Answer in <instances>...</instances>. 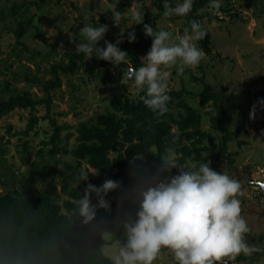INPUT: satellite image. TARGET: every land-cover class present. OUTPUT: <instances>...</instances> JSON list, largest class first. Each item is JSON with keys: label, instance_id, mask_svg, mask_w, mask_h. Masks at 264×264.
Instances as JSON below:
<instances>
[{"label": "rangeland", "instance_id": "obj_1", "mask_svg": "<svg viewBox=\"0 0 264 264\" xmlns=\"http://www.w3.org/2000/svg\"><path fill=\"white\" fill-rule=\"evenodd\" d=\"M127 2L130 5L125 8L120 26H114L111 18L113 6L118 8ZM133 2L134 0H49L40 7L30 8L28 17H33V22L26 34L18 39L15 31L22 27L21 23L25 19L20 17L22 10L17 15L13 8L22 3V0H0V104L24 93L31 94L37 100L46 97L42 85L31 79L49 81L55 78L52 72L55 64L68 65L67 54L76 53V43L84 42L80 33L84 25L108 26L107 33L97 44L98 48H104L105 41L115 43L122 29L125 32L138 25L132 17ZM136 2H141L143 22L150 20L156 26L172 32L174 36L183 35L185 28L190 30L187 16L165 18L155 0ZM182 2L183 0H178L176 4ZM212 3L213 0H209L197 13L216 15L213 20L208 17L202 20L204 29L212 38V54H206L196 69L186 68L183 74H178L175 68L170 69L168 87L178 90L186 88L189 93H184V97L192 107L200 111L202 129L210 132L217 144L225 135L215 129L217 123L213 118L218 114L217 107L213 100L205 104L202 101L207 91L221 97L220 105L227 110L223 122L232 135L228 142V152L236 154L233 163L224 160L223 156L224 162L220 167L223 173L241 184L243 195L238 197L241 201V214L251 229L246 235L247 242L263 248L264 239L261 240L260 237L264 233V190L256 182L264 183V103H261L264 97L257 96L264 90V0H220L218 10L211 7ZM194 4L195 0L193 6ZM197 44L200 47V41ZM92 55L77 74L62 76L61 89L52 94L51 115L59 124L70 126L69 131L75 133L71 147L77 144L78 125L93 122L98 115L108 112L115 96L136 99L142 93L136 91L132 81H129L127 87L120 83L124 72L131 66H126L125 63L102 69L97 53L94 51ZM46 113V107L39 106L34 114L43 117ZM29 120V110L21 109L0 120V136L3 137L0 145V193H14L15 190L23 192L33 185L35 195L50 193L62 203L68 197L61 192L60 172L66 171L70 175L72 172L66 169L64 163L70 162L75 166L76 160L63 155L51 159L47 153L39 156L40 149L48 151L51 148V145L44 146L42 142L50 139L52 128L48 120H40L36 129L38 131L34 130L26 137L22 131L28 126ZM243 128L245 131L242 132ZM173 132H177L176 127ZM27 141L29 149L25 152L24 144ZM206 143L210 144L209 140ZM2 148L5 153L1 151ZM110 154L115 155L112 152ZM45 166L52 167L43 177L41 170ZM84 166L86 163L83 162L78 171H83ZM96 173L90 169L86 183L78 175L77 179L80 181L71 185L85 188L87 183H91L98 187L100 182L111 179L102 177L99 173L93 175ZM127 190L121 185L119 190L106 196L114 206L111 207V212L103 211L100 214L104 226L99 225L97 218L92 221L98 224L103 234L102 247L112 239L104 235L106 232L112 233L109 224L114 223L119 227V218L127 212L118 207L120 198ZM64 212L84 223L72 211ZM234 262L235 260H227V264ZM156 264L176 262L172 254L165 250Z\"/></svg>", "mask_w": 264, "mask_h": 264}, {"label": "trees", "instance_id": "obj_2", "mask_svg": "<svg viewBox=\"0 0 264 264\" xmlns=\"http://www.w3.org/2000/svg\"><path fill=\"white\" fill-rule=\"evenodd\" d=\"M48 1L22 0V3L14 6L15 14L18 15V11L22 10L20 17L25 19L21 23L22 27L15 31L18 39L26 34L33 22V17H28L30 8L40 7ZM176 1L178 0H155V4L164 12L165 2L174 7ZM208 1L195 0L193 9L187 18L190 21H199L202 27L203 18L215 19L216 15L212 13L197 14ZM129 5V2L121 4L117 11L123 15L125 8ZM144 24L152 26L156 31L163 29L152 21L145 20L143 24H138L125 31L123 37L121 35L118 37L122 39L118 47L127 52L126 66H131V68L141 66V57L147 54L152 44L151 38L144 34ZM132 32L135 33V41L130 43L128 37ZM211 45L212 38L207 33L205 38L200 40V47L207 55H211ZM67 56L68 65L55 64L53 66L54 79L46 82L31 79L34 83L42 85L46 97L37 100L31 94L24 93L0 104V120L18 109L29 110L30 120L26 129L22 131L26 137L34 130L38 131L36 129L40 120L49 121L52 135L42 144L51 145V148L48 151L40 149L39 156L47 153L51 159L63 155L71 156L76 160L75 166L70 162L64 163L66 169L72 172L70 175L66 171L60 172L61 192L68 197L62 203L50 193L35 195L33 185L23 192L15 190L14 193H0V264H110L101 254L103 234L98 224L80 223L64 212V210H70L75 215H79L72 201L82 197L85 188L72 186L71 183L80 181L77 179L81 173L78 169L81 168L83 162L86 163L83 167L84 172L89 174L90 169H93L102 177H110L121 182L126 189L132 187L137 176H151L160 168L159 157L165 153L166 148L175 149L179 165H184L186 162L195 163L197 166L200 163H210L214 171L223 173L220 167L223 164L222 157L224 156L226 161L234 162L236 153L228 152V142L232 139V135L223 122L227 110L220 105L221 97L207 91L202 101L205 104L213 100L217 107L218 114L215 119L213 118L217 123L215 129L225 133L217 144L212 134L202 129L200 111L192 107L184 97V93H189L186 88L178 90L168 87L167 94L171 99L167 104L168 111L163 116L154 114L143 104L140 97L145 95L144 92L136 99L129 97L122 99L115 96L108 112L98 115L93 122H83L78 125L76 128L77 144L71 147L75 133L69 131L70 126L59 124L57 119L51 115L53 111L52 94L55 90L61 89L62 76L70 77L77 74L86 66L88 57L83 53H68ZM110 65L113 64L100 60L102 69ZM104 77H107V74H104ZM193 79L201 80L194 77ZM257 96L264 97V90L260 91ZM39 106H45L47 109L43 117L34 114ZM174 127L177 128V132H173ZM241 130L245 131L244 128ZM64 131H67L65 135H63ZM2 140L3 137L0 136V145H2ZM207 140L210 144L206 143ZM24 148L27 152L28 141L25 142ZM1 151L6 152L4 148ZM111 152L115 155L111 156ZM51 167H43L41 175L44 177ZM177 174L175 169L170 173V175ZM82 182L86 183V181ZM0 183H2L1 178ZM102 183L103 181L99 186ZM105 199L110 202L111 207L114 206L110 198L105 197ZM91 202L93 205L97 203L95 194L92 195ZM132 207L131 204L126 203L119 209L129 210ZM103 211L98 209L96 214L101 226H104L100 219ZM81 219L83 220L82 217ZM109 226L113 234L112 239L119 238L122 231L118 225L112 223ZM260 239H264V235ZM263 255L264 251L256 252L251 256L241 254L237 257L236 263L263 264L260 258Z\"/></svg>", "mask_w": 264, "mask_h": 264}, {"label": "clouds", "instance_id": "obj_3", "mask_svg": "<svg viewBox=\"0 0 264 264\" xmlns=\"http://www.w3.org/2000/svg\"><path fill=\"white\" fill-rule=\"evenodd\" d=\"M220 6V0H213L212 8L218 10ZM163 7L165 18L185 17L192 11L193 0H183L174 7L165 2ZM116 8L114 5L111 18L114 26L119 27L122 14ZM132 17L135 24H143L141 2L132 3ZM107 31L104 24L84 25L80 30L84 42L76 43V53L91 59L95 51L100 60L114 66L125 64L128 54L118 47L122 39L115 44L105 41L104 48L97 47ZM143 31L151 38V47L141 57V66L127 68L120 83L127 87L132 81L138 93H145L140 97L143 104L154 114L163 116L171 99L167 94L169 70L175 68L178 74H183L186 68L196 69L206 56L197 42L207 32L196 20L190 21V30L185 28L183 35L174 36L163 29L156 31L148 24H144ZM123 32L122 29L121 37ZM128 39L134 42L135 33H129ZM159 158L160 168L151 176H137L118 202V207L126 203L133 207L119 218L122 229L119 238L110 239L101 248V254L110 264H156L165 250L172 254L176 264H227V260H235L241 254L251 256L264 251L246 240L251 229L241 214L238 197L243 192L238 180L214 171L210 163L179 165L173 148H166ZM173 169L177 175H170ZM88 176L81 171L80 180L87 181ZM120 188L121 182L111 179L99 187L87 183L83 196L72 201L83 222L94 221L98 209L111 212V204L105 197ZM93 194L97 198L95 205L91 202ZM104 235L113 236L109 232Z\"/></svg>", "mask_w": 264, "mask_h": 264}, {"label": "flooded vegetation", "instance_id": "obj_4", "mask_svg": "<svg viewBox=\"0 0 264 264\" xmlns=\"http://www.w3.org/2000/svg\"><path fill=\"white\" fill-rule=\"evenodd\" d=\"M262 183V182H261ZM257 186H259V185H257ZM259 188L261 189V187L259 186ZM262 235H264V233L262 234ZM263 248H264V246H263ZM259 253V252H258ZM263 257H264V255L263 256H260V258H261V261H262V263L264 264V260H263ZM237 259V258H236ZM236 259H235V262H234V264H237L236 263Z\"/></svg>", "mask_w": 264, "mask_h": 264}, {"label": "water", "instance_id": "obj_5", "mask_svg": "<svg viewBox=\"0 0 264 264\" xmlns=\"http://www.w3.org/2000/svg\"><path fill=\"white\" fill-rule=\"evenodd\" d=\"M257 185L261 187V190H264V183L261 182H256Z\"/></svg>", "mask_w": 264, "mask_h": 264}]
</instances>
